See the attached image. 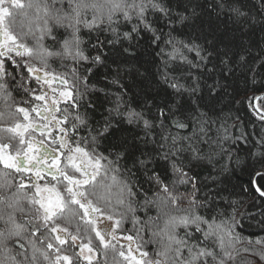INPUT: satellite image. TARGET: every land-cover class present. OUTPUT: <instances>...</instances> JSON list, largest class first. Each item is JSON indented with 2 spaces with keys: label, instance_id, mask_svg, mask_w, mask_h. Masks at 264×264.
Returning a JSON list of instances; mask_svg holds the SVG:
<instances>
[{
  "label": "clouds",
  "instance_id": "obj_1",
  "mask_svg": "<svg viewBox=\"0 0 264 264\" xmlns=\"http://www.w3.org/2000/svg\"><path fill=\"white\" fill-rule=\"evenodd\" d=\"M209 11L235 25L252 5L0 0V264H264V236L251 234L264 224L222 189L248 163L232 147L246 137H213L197 103L194 70L213 53L196 20ZM161 24L171 51L157 55L178 75L155 83L154 60L125 54L150 56ZM156 88L176 127L194 122L187 135L169 129Z\"/></svg>",
  "mask_w": 264,
  "mask_h": 264
},
{
  "label": "trees",
  "instance_id": "obj_2",
  "mask_svg": "<svg viewBox=\"0 0 264 264\" xmlns=\"http://www.w3.org/2000/svg\"><path fill=\"white\" fill-rule=\"evenodd\" d=\"M248 2L252 5V11L249 17L243 18L239 24L234 25L231 22L230 14H221L219 18H214L210 11L197 18L196 23L206 37L197 43H202L213 55L206 64L194 71L200 77V95L205 98V102H201L197 97V103L206 112L211 109L209 115L215 120L214 127L208 126L212 127L210 134L220 138H235L242 134L246 137L242 141L237 140L232 147L240 155L247 154L248 163L239 169L233 167L232 172L225 178L223 192L229 199L239 200L250 221L264 224V157L257 156L255 160L251 157V153L257 149L264 153V134L261 131L264 129V118L254 108L256 97L264 94V0ZM195 11L200 12V9ZM159 28L162 29L161 40L147 49V52L151 53L150 56L138 48H132L125 54L135 59L154 60L152 79L155 83H162L164 77L178 75L173 71L175 65L168 67L161 56L157 55L161 47L166 49V53L171 51V47L164 44L167 38L164 33L170 29L164 28L162 24ZM173 35L183 38L175 31ZM166 53L161 54L165 60L168 58ZM189 58L194 59V54ZM139 66L137 64V67ZM180 82L187 86L191 77ZM164 87L169 93L173 91L170 84H165ZM152 95L157 96L154 103L165 110V122L173 133L187 135L192 131L194 122L187 121L184 115H178L176 119L178 122L188 123L186 130L176 127V124L168 119L167 105L174 101L161 94L159 88L154 89ZM182 104L185 105V112L191 111L192 115L198 116L195 105L191 104V97L185 94ZM258 106L264 112V98L258 101ZM251 234L264 236V228H257Z\"/></svg>",
  "mask_w": 264,
  "mask_h": 264
},
{
  "label": "water",
  "instance_id": "obj_3",
  "mask_svg": "<svg viewBox=\"0 0 264 264\" xmlns=\"http://www.w3.org/2000/svg\"><path fill=\"white\" fill-rule=\"evenodd\" d=\"M264 98V94H259L254 101V108L256 112L264 118V112H262L258 106V101Z\"/></svg>",
  "mask_w": 264,
  "mask_h": 264
},
{
  "label": "snow or ice",
  "instance_id": "obj_4",
  "mask_svg": "<svg viewBox=\"0 0 264 264\" xmlns=\"http://www.w3.org/2000/svg\"><path fill=\"white\" fill-rule=\"evenodd\" d=\"M262 194H264V193H262Z\"/></svg>",
  "mask_w": 264,
  "mask_h": 264
}]
</instances>
